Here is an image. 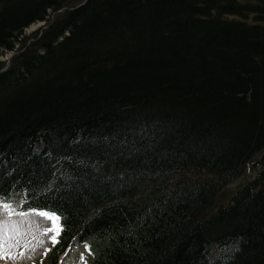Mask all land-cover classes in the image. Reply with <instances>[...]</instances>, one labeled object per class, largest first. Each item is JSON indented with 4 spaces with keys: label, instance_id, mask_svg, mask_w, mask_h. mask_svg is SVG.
Here are the masks:
<instances>
[{
    "label": "trees",
    "instance_id": "trees-1",
    "mask_svg": "<svg viewBox=\"0 0 264 264\" xmlns=\"http://www.w3.org/2000/svg\"><path fill=\"white\" fill-rule=\"evenodd\" d=\"M6 53L0 202L59 217L40 264H264V0H0Z\"/></svg>",
    "mask_w": 264,
    "mask_h": 264
},
{
    "label": "rangeland",
    "instance_id": "rangeland-1",
    "mask_svg": "<svg viewBox=\"0 0 264 264\" xmlns=\"http://www.w3.org/2000/svg\"><path fill=\"white\" fill-rule=\"evenodd\" d=\"M45 22H38L25 30L26 35L39 30ZM14 53H6L0 61L10 63ZM257 174V169L247 168L246 172L229 183L218 195L213 212L222 205L229 203L232 196ZM19 200L12 206L0 202V264H40L51 244L52 230L56 220L52 215L29 213L20 215L16 208ZM5 254V255H2ZM8 256V257H7ZM90 258L86 247L71 248L61 259L59 264H89Z\"/></svg>",
    "mask_w": 264,
    "mask_h": 264
},
{
    "label": "snow or ice",
    "instance_id": "snow-or-ice-1",
    "mask_svg": "<svg viewBox=\"0 0 264 264\" xmlns=\"http://www.w3.org/2000/svg\"><path fill=\"white\" fill-rule=\"evenodd\" d=\"M42 215H48L47 213H41ZM50 219H53V220H59V217H50ZM53 230H55V229H53ZM59 233L57 232V235H58ZM56 235H54V236H52V240L53 241H56Z\"/></svg>",
    "mask_w": 264,
    "mask_h": 264
},
{
    "label": "bare ground",
    "instance_id": "bare-ground-1",
    "mask_svg": "<svg viewBox=\"0 0 264 264\" xmlns=\"http://www.w3.org/2000/svg\"><path fill=\"white\" fill-rule=\"evenodd\" d=\"M0 255H1V253H0ZM2 255H5V254H2ZM4 257L5 256H2V258H1V260H0V263H2L3 261H4ZM8 257V256H7Z\"/></svg>",
    "mask_w": 264,
    "mask_h": 264
}]
</instances>
